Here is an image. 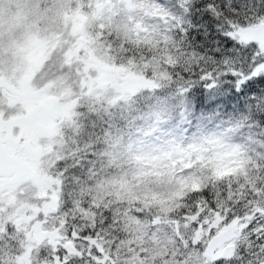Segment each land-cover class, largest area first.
I'll return each instance as SVG.
<instances>
[{"label": "snow or ice", "instance_id": "obj_1", "mask_svg": "<svg viewBox=\"0 0 264 264\" xmlns=\"http://www.w3.org/2000/svg\"><path fill=\"white\" fill-rule=\"evenodd\" d=\"M98 2L0 0V126L15 111L6 85L28 77L38 42L50 55L33 86L53 81L80 97L43 154L10 158L0 146V264H264V0H143L147 16ZM137 21L164 37L159 46L128 42ZM85 33L149 85L85 95L65 55ZM210 144L248 160L246 174H220L197 150ZM169 152L190 166L142 189L164 203L100 202L98 186Z\"/></svg>", "mask_w": 264, "mask_h": 264}, {"label": "rangeland", "instance_id": "obj_2", "mask_svg": "<svg viewBox=\"0 0 264 264\" xmlns=\"http://www.w3.org/2000/svg\"><path fill=\"white\" fill-rule=\"evenodd\" d=\"M121 3L129 11H135L134 5H138L136 0H115V5H113V0H99L97 8H103L105 5L118 6ZM86 19V17H80L73 20L74 30L83 32ZM129 19L131 20V17ZM90 43L92 41L85 33L69 49V52L65 53L66 56L70 55L72 63L80 65L75 70V76L79 78L80 88L88 90L85 95L99 89L102 92H111L113 97L125 96L140 86L149 85V81L142 74L131 72L116 64L106 51L103 54H98L97 49L89 47ZM48 55L50 52L45 44L39 42L34 44L30 50L33 70L27 78L22 77L16 85H6L12 93L9 107L15 111L0 126L2 128L0 136L3 137L2 140L12 158L20 152H24L28 156L34 153L43 154L47 141L59 132L61 125L72 117L75 113L74 110L79 105L80 97L71 88H64L53 81H49L40 90L33 86L32 80L35 79ZM197 150L202 153H211V160L214 161L215 166L221 169H224L227 164H231L230 159L235 153V151H220V146L216 144H210ZM187 158V153L174 155L171 152L162 153L158 157H148L143 160L142 170L135 174L142 176L143 182L151 176L152 172L165 171L169 175H175L178 171L174 172L172 168L175 165H182V163L185 165ZM113 159L116 160V157ZM127 163V160L122 161V164ZM32 174L38 177L40 184H46L51 180L50 177L41 176L35 171ZM154 193L146 192L147 195H155ZM40 194L46 195L47 193L41 192ZM50 211H55V207H51ZM42 235L49 234L43 233Z\"/></svg>", "mask_w": 264, "mask_h": 264}, {"label": "trees", "instance_id": "obj_3", "mask_svg": "<svg viewBox=\"0 0 264 264\" xmlns=\"http://www.w3.org/2000/svg\"><path fill=\"white\" fill-rule=\"evenodd\" d=\"M134 10L136 13L139 15L140 12H144V14L147 15H155V13H150L146 10V5L143 3V0L141 3H138V5H134ZM140 25V28H139ZM132 34L128 35V33H125V36L128 37V42L132 44L133 47L135 48H143L146 46H150L151 48H156L159 46L160 41L164 39L163 36L160 37V40H157L154 38L152 34L148 33V30L144 28L141 23L135 24L134 28L131 30ZM111 45L108 46V48H105L104 51L107 52L109 51V48ZM121 47H123V43H121ZM111 60H113L116 64L123 66L125 69H128L131 72H137L138 74H142L138 70H136V65L133 63V61L130 59L127 64L125 63H117L115 58L111 56ZM143 75V74H142ZM148 86V85H147ZM147 86H140L133 90L132 92L128 93L127 95H135L138 91L141 89L147 87ZM126 96V95H125ZM120 98H123L124 96H119ZM116 98V97H114ZM75 111V110H74ZM76 114V112L72 115V117ZM72 117L69 118L63 125L71 126L72 122ZM60 131V130H59ZM231 164H227L224 169L219 168L216 166V169L218 172L222 175H233L235 173H241V174H246L244 172L246 164L249 162L248 160H244L241 158V155L235 151L233 157L230 159ZM115 161V159H113ZM122 163V161H121ZM182 163V165H175L172 169H174V172H180L183 170V168L189 167V164ZM253 167H256V165L253 163ZM177 172V173H178ZM163 173H167L165 171H161L159 173H151L150 177L153 176H159ZM155 174V175H154ZM168 174V173H167ZM142 176L138 174H134L132 179L128 180H121V181H113L110 184H104L98 186V199L100 202H103V200L107 197L113 198L112 202L115 201H149L150 203H164V201L159 199V194L154 193L155 195H147L145 191L142 189L145 187L143 183V178ZM135 181V182H133ZM119 187V191H118Z\"/></svg>", "mask_w": 264, "mask_h": 264}, {"label": "flooded vegetation", "instance_id": "obj_4", "mask_svg": "<svg viewBox=\"0 0 264 264\" xmlns=\"http://www.w3.org/2000/svg\"><path fill=\"white\" fill-rule=\"evenodd\" d=\"M2 136H0V141H1V143L5 146V149L7 150V152H9L8 151V149H7V147H6V145L4 144V141L2 140ZM9 154H10V152H9ZM10 158H12V156H11V154H10Z\"/></svg>", "mask_w": 264, "mask_h": 264}, {"label": "water", "instance_id": "obj_5", "mask_svg": "<svg viewBox=\"0 0 264 264\" xmlns=\"http://www.w3.org/2000/svg\"><path fill=\"white\" fill-rule=\"evenodd\" d=\"M0 146H3V148H4V150L6 151V149H5V147H4V145L0 142ZM7 152V151H6ZM8 154V153H7ZM9 155V154H8ZM9 157H10V155H9Z\"/></svg>", "mask_w": 264, "mask_h": 264}]
</instances>
